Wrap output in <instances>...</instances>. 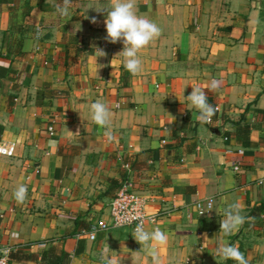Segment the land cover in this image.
I'll list each match as a JSON object with an SVG mask.
<instances>
[{"label": "crops", "instance_id": "0c3cea01", "mask_svg": "<svg viewBox=\"0 0 264 264\" xmlns=\"http://www.w3.org/2000/svg\"><path fill=\"white\" fill-rule=\"evenodd\" d=\"M58 4L0 0V144L15 145L0 155V256L152 264L129 228L94 241L84 233L110 222L109 203L130 181L157 215L145 230L168 236L161 264H237L217 255L225 242L264 264V0H136L161 34L139 53L135 75L117 54L122 42L105 39V14L91 9L111 0H73L67 16ZM94 47L107 55L96 60ZM192 87L218 106L212 124L186 98ZM97 100L111 110V141L91 119ZM208 199L211 213L199 216L195 204ZM233 203L246 221L225 235Z\"/></svg>", "mask_w": 264, "mask_h": 264}, {"label": "clouds", "instance_id": "9594fccd", "mask_svg": "<svg viewBox=\"0 0 264 264\" xmlns=\"http://www.w3.org/2000/svg\"><path fill=\"white\" fill-rule=\"evenodd\" d=\"M70 6L71 0H62L61 4L57 5L56 11L60 15L67 16ZM91 9L105 14L103 23L107 42L112 44L122 42L123 49L117 54H121L123 57V67L133 75L139 74L142 71V60L139 53L160 36V27L154 21L137 13L136 0H111L108 8L100 6ZM90 22L96 23V18L92 17ZM94 50L96 60L107 55L103 48L94 47ZM217 86L218 82L213 81L211 87L215 89ZM186 98L199 110L198 118L200 121L212 122L216 108L208 103L207 94L204 90L199 87H192L191 93ZM90 112L93 122L105 129L104 136L111 141L114 138L111 130L112 113L107 103L100 100L93 102L90 105ZM14 196L18 202L23 203L27 196V187L23 184L19 185ZM241 213L242 208L237 203L230 204L226 208L224 219L220 223V229L225 235H230L245 223L246 217ZM133 236L137 243L144 245L146 254L152 259V264H161L158 248L167 243V234L160 228L147 231L143 224L139 223L134 229ZM217 255L225 260L232 259L237 264H249L239 248L228 242L217 248Z\"/></svg>", "mask_w": 264, "mask_h": 264}, {"label": "built area", "instance_id": "2783aa9c", "mask_svg": "<svg viewBox=\"0 0 264 264\" xmlns=\"http://www.w3.org/2000/svg\"><path fill=\"white\" fill-rule=\"evenodd\" d=\"M216 112L219 111L218 106H215ZM213 123L212 122L208 124ZM48 133L53 134V128H47ZM219 135V133H216ZM224 137V140H227ZM15 145L13 143L0 144V155L11 157L14 155ZM241 154V152H239ZM127 167V166H125ZM235 167V166H234ZM259 184H263V181H259ZM150 199L144 195L138 194L134 191L132 182L126 181L122 183L118 189L116 195L112 198L109 203V217L110 222H98L92 225L84 233L87 235L90 241L96 240L97 235L100 232H104L116 228H129L134 231L137 224L142 223L145 227L146 224L154 222L157 215L149 214L146 210V206ZM212 200L208 199L203 203H196L195 210L199 216H207L211 213ZM46 242L39 244V246H45ZM0 264H10L9 258L3 254L0 256Z\"/></svg>", "mask_w": 264, "mask_h": 264}, {"label": "trees", "instance_id": "16d2710c", "mask_svg": "<svg viewBox=\"0 0 264 264\" xmlns=\"http://www.w3.org/2000/svg\"><path fill=\"white\" fill-rule=\"evenodd\" d=\"M60 3L62 2V0H58ZM73 0H71V2H72ZM248 131H249V129L247 128V127H239L238 129H237V131H236V133L235 134H248ZM90 228V227H89ZM88 230V229H87ZM9 259L11 260V261H27V260H29V259H31V256H29V255H24V254H21V253H17V252H15V253H10L9 254Z\"/></svg>", "mask_w": 264, "mask_h": 264}]
</instances>
